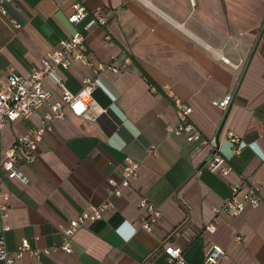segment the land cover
Here are the masks:
<instances>
[{
  "label": "crops",
  "instance_id": "1",
  "mask_svg": "<svg viewBox=\"0 0 264 264\" xmlns=\"http://www.w3.org/2000/svg\"><path fill=\"white\" fill-rule=\"evenodd\" d=\"M72 2L15 0L0 14V75L28 76L77 31L94 60L119 70H60L74 94L83 78L95 81L85 116L66 111L51 122L36 164L20 167L28 184L0 180V190L9 194L7 217L0 219V230L9 228L8 250L25 238L39 252L16 264H172L169 247L182 249L185 264H203L212 245L226 254L220 264H264V0H85L89 13L100 8L107 16L106 26L89 32L87 20L68 22ZM43 86L59 99L51 80ZM227 94L232 101L226 110L212 105ZM174 99L191 107L202 137L216 136L226 156L227 134L250 144L230 157L227 176L208 171L206 146L170 132L177 123ZM48 111L44 106L7 124L2 148L39 126ZM127 157L138 163L137 176L115 197L107 180H121ZM246 178L260 188V205L234 218L216 217L214 209ZM143 199L160 212L151 232L141 228ZM104 203L110 207L102 219L72 237L71 254L56 249L70 220ZM215 220L210 233L206 227Z\"/></svg>",
  "mask_w": 264,
  "mask_h": 264
},
{
  "label": "built area",
  "instance_id": "2",
  "mask_svg": "<svg viewBox=\"0 0 264 264\" xmlns=\"http://www.w3.org/2000/svg\"><path fill=\"white\" fill-rule=\"evenodd\" d=\"M15 0H0V14L5 15V4H12ZM85 0H73L70 5L71 12L68 16L70 24H79L85 20L84 31L89 32L93 27H104L107 24V16L102 9L98 8L89 13ZM16 28L20 25L14 24ZM104 45H112L111 39L106 36ZM228 62L227 60H224ZM128 62V59H125ZM74 65H83L92 69L94 74L105 71L118 73L119 70L106 63L94 60L86 46L85 36L80 32H74L72 35L59 41L57 46L48 52L41 62V66L33 70L28 76H19L13 73L0 75V180L18 179L23 184H28L27 178L21 173L20 167L23 165L34 166L37 161L39 146L46 133L51 131V122L54 119H63L66 111L75 117H83L87 112L89 98L96 88V83L91 78H83L81 81L82 89L79 93L70 92L63 84L58 72L67 71ZM51 80L59 89L60 97L58 100H52V95L43 86V80ZM150 91L155 93L157 89L150 86ZM232 101L230 94L221 99L212 101V105L226 110ZM173 108L176 116V125L170 132L183 137L187 144H200L208 148V157L204 163L211 173H217L221 176H227L232 168L229 165V159L238 155L240 151L250 144L242 141L233 133L226 136L229 144V156H226L220 147V142L216 136L204 139L199 130L192 123L190 116L192 109L186 103L174 99ZM44 106L48 107L46 113L40 122V125L29 129L25 134L16 138L15 142L7 149L2 148V131L9 123L17 120H26L35 112ZM138 163L127 157L121 168V180L116 181L113 178L107 180L110 193L115 197H121L122 189L130 185L131 180L137 176ZM9 194L0 190V219L7 217L9 210ZM261 202L260 188L250 179L246 178L239 185L232 187V195L225 200L219 208L214 209L216 217L224 214L228 218H234L244 212L246 207L256 209ZM110 207L109 203L100 206H92L88 210L79 214L76 218L69 221L65 228H62V240L56 247L57 250L69 255L73 252L72 237L81 228L88 224L95 223L102 219L104 211ZM140 207L146 212L142 218L141 228L146 232H151V224L155 223L160 212L142 200ZM216 220L213 224L206 227L210 233L215 231ZM9 230L8 226L3 224L0 230V264H16L24 254L28 253L38 256L39 252L33 250L27 239H21L17 249L9 251L6 245L5 232ZM237 242L241 241L239 235L235 236ZM49 253V251H45ZM172 264H185L182 257L181 248H166ZM226 257L223 249L212 245L208 248L204 256L203 264H220Z\"/></svg>",
  "mask_w": 264,
  "mask_h": 264
},
{
  "label": "trees",
  "instance_id": "3",
  "mask_svg": "<svg viewBox=\"0 0 264 264\" xmlns=\"http://www.w3.org/2000/svg\"><path fill=\"white\" fill-rule=\"evenodd\" d=\"M149 84H150V86H153L152 83L149 82ZM153 87H155V86H153Z\"/></svg>",
  "mask_w": 264,
  "mask_h": 264
},
{
  "label": "bare ground",
  "instance_id": "4",
  "mask_svg": "<svg viewBox=\"0 0 264 264\" xmlns=\"http://www.w3.org/2000/svg\"><path fill=\"white\" fill-rule=\"evenodd\" d=\"M86 101H89V99H88V98H86Z\"/></svg>",
  "mask_w": 264,
  "mask_h": 264
}]
</instances>
